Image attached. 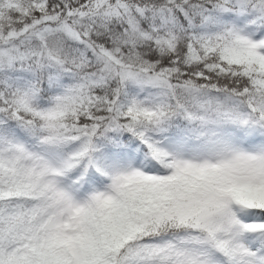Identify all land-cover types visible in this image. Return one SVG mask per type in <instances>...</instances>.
Here are the masks:
<instances>
[{"label":"snow or ice","instance_id":"1","mask_svg":"<svg viewBox=\"0 0 264 264\" xmlns=\"http://www.w3.org/2000/svg\"><path fill=\"white\" fill-rule=\"evenodd\" d=\"M0 264H264V0H0Z\"/></svg>","mask_w":264,"mask_h":264}]
</instances>
